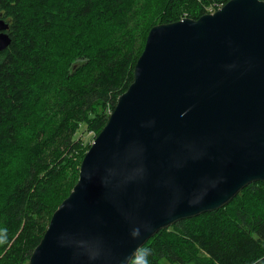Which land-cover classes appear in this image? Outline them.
Returning <instances> with one entry per match:
<instances>
[{
  "label": "water",
  "instance_id": "water-1",
  "mask_svg": "<svg viewBox=\"0 0 264 264\" xmlns=\"http://www.w3.org/2000/svg\"><path fill=\"white\" fill-rule=\"evenodd\" d=\"M0 12V51L11 41ZM264 181V0L154 25L28 264H130L159 230Z\"/></svg>",
  "mask_w": 264,
  "mask_h": 264
},
{
  "label": "trees",
  "instance_id": "trees-1",
  "mask_svg": "<svg viewBox=\"0 0 264 264\" xmlns=\"http://www.w3.org/2000/svg\"><path fill=\"white\" fill-rule=\"evenodd\" d=\"M228 0H0V264H28L88 146L134 80L150 29ZM264 264V181L159 230L130 264Z\"/></svg>",
  "mask_w": 264,
  "mask_h": 264
},
{
  "label": "rangeland",
  "instance_id": "rangeland-1",
  "mask_svg": "<svg viewBox=\"0 0 264 264\" xmlns=\"http://www.w3.org/2000/svg\"><path fill=\"white\" fill-rule=\"evenodd\" d=\"M77 136H79V137H82L83 138V140L85 141V144L90 148L91 147V145H92V143L94 142V140H95V138L97 137V135H95L94 134V132H92V131H88V130H86V128L83 126L82 128H81V130L78 132V134H77ZM89 148H88V150H89ZM87 150V151H88ZM87 151H86V153H87ZM86 153H85V155H86ZM84 158V157H83ZM83 160V159H82ZM72 191V190H71ZM49 225V224H48ZM46 232V231H45ZM163 261V264H178V263H172V262H169V261H167L166 259H163L162 260ZM29 263V262H28Z\"/></svg>",
  "mask_w": 264,
  "mask_h": 264
},
{
  "label": "bare ground",
  "instance_id": "bare-ground-1",
  "mask_svg": "<svg viewBox=\"0 0 264 264\" xmlns=\"http://www.w3.org/2000/svg\"><path fill=\"white\" fill-rule=\"evenodd\" d=\"M221 6H223V5L216 6V7H214V10H213V11H209V10H208L206 13H209V12H210V13H211V12H214L215 10H217V9H218L219 7H221ZM186 17H188V16H186Z\"/></svg>",
  "mask_w": 264,
  "mask_h": 264
},
{
  "label": "built area",
  "instance_id": "built-area-1",
  "mask_svg": "<svg viewBox=\"0 0 264 264\" xmlns=\"http://www.w3.org/2000/svg\"><path fill=\"white\" fill-rule=\"evenodd\" d=\"M219 5H221V4H219ZM219 5H217V6H219ZM208 10H209V11H213V10H214V6H210V7L208 8Z\"/></svg>",
  "mask_w": 264,
  "mask_h": 264
}]
</instances>
